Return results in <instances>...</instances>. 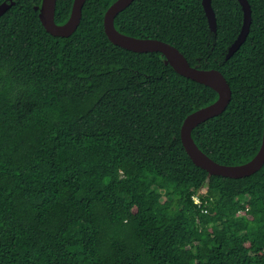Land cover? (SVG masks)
I'll return each instance as SVG.
<instances>
[{
    "label": "trees",
    "instance_id": "obj_1",
    "mask_svg": "<svg viewBox=\"0 0 264 264\" xmlns=\"http://www.w3.org/2000/svg\"><path fill=\"white\" fill-rule=\"evenodd\" d=\"M72 1L56 0L57 24ZM114 1L85 0L68 37L42 26L41 0L0 16V264H264V163L228 178L192 162L181 124L218 95L159 52L112 44L103 16ZM248 2L249 32L228 59L237 0H211L215 32L201 0H133L114 18L223 74L230 101L191 137L225 165L249 161L262 139L264 0Z\"/></svg>",
    "mask_w": 264,
    "mask_h": 264
},
{
    "label": "water",
    "instance_id": "obj_2",
    "mask_svg": "<svg viewBox=\"0 0 264 264\" xmlns=\"http://www.w3.org/2000/svg\"><path fill=\"white\" fill-rule=\"evenodd\" d=\"M133 0H115L103 16V29L108 40L123 49L137 53L159 52L164 57V63L172 67L179 75L212 88L218 95L217 99L202 108L188 114L180 127L182 146L192 162L206 171L209 175H219L228 178L248 176L259 170L264 163V113L262 139L257 153L249 161L238 165L220 164L204 154L194 143L191 131L201 122L217 116L224 111L231 98V89L223 74L216 69H199L191 66L183 54L171 44L155 38H140L119 32L114 26L115 16L125 9ZM242 10L240 31L228 47L225 59H228L244 42L250 28L251 8L248 0H237ZM85 0H73L68 19L63 24L54 21L56 0H41L40 5L34 6L38 10V18L45 30L53 36L68 37L77 28L81 9ZM15 0H4L0 3V16L4 14ZM207 24L211 32L216 31V18L211 6V0H201Z\"/></svg>",
    "mask_w": 264,
    "mask_h": 264
},
{
    "label": "built area",
    "instance_id": "obj_3",
    "mask_svg": "<svg viewBox=\"0 0 264 264\" xmlns=\"http://www.w3.org/2000/svg\"><path fill=\"white\" fill-rule=\"evenodd\" d=\"M201 195L199 193L197 194H194L191 196V199L193 200L194 204L197 206V207H202V200H201Z\"/></svg>",
    "mask_w": 264,
    "mask_h": 264
},
{
    "label": "rangeland",
    "instance_id": "obj_4",
    "mask_svg": "<svg viewBox=\"0 0 264 264\" xmlns=\"http://www.w3.org/2000/svg\"><path fill=\"white\" fill-rule=\"evenodd\" d=\"M204 188H205V186H203L202 188H200V189H199V192H201V193L203 192V193H204ZM199 192H198V193H199ZM201 193H199V194H201ZM200 198H201V197H200ZM192 201H193V200H192ZM193 203H194V202H193ZM201 230L206 231L205 228H203V229H201ZM256 254L260 255V253H258V252H256Z\"/></svg>",
    "mask_w": 264,
    "mask_h": 264
}]
</instances>
